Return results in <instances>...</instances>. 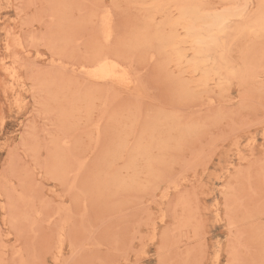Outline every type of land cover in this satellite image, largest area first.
Segmentation results:
<instances>
[{
	"label": "rangeland",
	"instance_id": "rangeland-1",
	"mask_svg": "<svg viewBox=\"0 0 264 264\" xmlns=\"http://www.w3.org/2000/svg\"><path fill=\"white\" fill-rule=\"evenodd\" d=\"M0 264H264V0H0Z\"/></svg>",
	"mask_w": 264,
	"mask_h": 264
}]
</instances>
